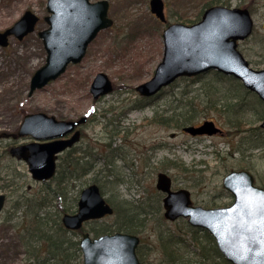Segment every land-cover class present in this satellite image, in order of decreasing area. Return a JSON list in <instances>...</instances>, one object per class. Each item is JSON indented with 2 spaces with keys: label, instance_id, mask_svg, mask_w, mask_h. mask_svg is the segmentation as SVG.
I'll use <instances>...</instances> for the list:
<instances>
[{
  "label": "rangeland",
  "instance_id": "1",
  "mask_svg": "<svg viewBox=\"0 0 264 264\" xmlns=\"http://www.w3.org/2000/svg\"><path fill=\"white\" fill-rule=\"evenodd\" d=\"M108 1L109 15L114 19L111 28L101 30L81 62L70 64L60 77L28 96L30 75L46 57L36 33L47 27L42 20L48 13L46 1L0 0V31L10 27L26 9L39 16L34 32L22 40L12 36L6 47L0 46V132L7 135L0 136V194L7 196L0 213V264H28L18 244L16 227L3 220L8 211H14V202L20 199L19 196H39L46 187L32 180L26 164L9 156L5 148L13 140L11 134L16 133L22 120V110L24 113L41 111L71 120L83 117L90 110L96 111L84 125L81 143H87L95 155L110 158L111 163L100 158L96 160L86 176L77 179L74 186L70 185L66 202L74 206L73 198L79 190L96 177L103 185L104 199L112 207L119 199H125L136 204V209H145L146 215L137 232L133 233L141 241L137 249L140 263L166 264L168 249L176 258L175 264H186L189 259L196 261L200 252L213 257V260L209 259L211 264H225L221 256L214 255L213 249L209 252L212 246L209 239H203L205 231L194 235L185 228L188 225L186 219L169 221L163 217L162 193L155 188L156 174L165 171L172 178V186L186 188L192 203L201 207L226 206L232 201V196L221 185L225 173L231 170L247 169L253 174L254 183L264 188V132L260 128L264 107L254 95L245 93L243 87L241 91L237 80L217 78L213 71L195 78L197 81L178 78L164 88L156 100L143 103L134 87L146 82L161 60V32L165 24L196 22L197 14L205 6L196 0L185 1L184 7L176 0H162L167 18L162 24L150 13L149 0ZM124 2H127L126 6ZM226 3L251 14L253 30L249 38L238 43V49L249 66L262 69L264 0H226ZM126 14L130 18L124 17ZM99 72L107 74L113 83V91L102 99L93 100L88 89ZM192 98L196 105L193 103L195 112L190 114L196 117L195 122L213 121L222 131L220 135L190 136L181 130L182 126L175 128L152 121L153 117H167L173 111L189 108ZM137 103L144 105L136 106ZM224 104L228 105L221 107L222 112L217 110ZM58 168L62 169L63 164ZM4 183L13 185L2 187ZM48 210L53 218L54 214L57 216L56 209ZM13 215L14 221L22 217L18 210ZM114 219L115 214L103 217L97 223L85 225L84 230L88 232L91 227L110 225ZM72 235L68 232L71 241H78L81 236ZM167 236H171L174 243ZM195 236L202 240L200 245L204 251L195 248ZM68 253L77 252L70 250ZM81 263L79 252L72 264Z\"/></svg>",
  "mask_w": 264,
  "mask_h": 264
},
{
  "label": "water",
  "instance_id": "2",
  "mask_svg": "<svg viewBox=\"0 0 264 264\" xmlns=\"http://www.w3.org/2000/svg\"><path fill=\"white\" fill-rule=\"evenodd\" d=\"M149 7L151 13L164 22L162 1L150 0ZM107 8L105 0H46L48 14L43 20L47 27L37 31L46 57L31 74L28 96L58 78L70 62L81 61L91 40L113 22L107 17ZM37 19L33 12L25 10L13 25L0 31V45L6 47L10 36L20 40L32 32ZM252 26L246 9L221 5L206 8L202 18L194 24L175 22L167 25L161 35L162 60L153 75L136 85L134 90L141 96H152L178 77L197 76L213 69L238 79L264 103V67L259 70L251 68L237 50V40L249 37ZM90 84L89 92L94 99L112 91V83L105 73H97ZM82 120L57 121L43 112L26 114L17 135L29 136L36 141L12 146L9 153L26 163L32 179L39 182L49 180L55 173L56 153L71 145L77 139V133L70 140L52 138L72 131L73 126ZM260 127L264 129V120ZM182 131L190 135L221 132L213 121L208 120L197 126H185ZM42 140L46 141L38 143ZM157 177L156 188L165 193L162 202L166 219L187 218L190 226L206 229L224 259L232 264H264V222L260 207L264 189L254 185L250 173L246 170L226 173L221 185L233 196V201L226 207L215 208L192 205L187 189L182 187L171 191V179L161 172ZM249 197L253 198L251 209L246 207ZM4 201L5 195L0 194V212ZM112 213L98 186L92 183L81 190L76 212L63 214L61 223L65 229L77 231L84 222ZM138 241L137 236L123 232L97 238L83 233L79 241L82 264H140L135 252Z\"/></svg>",
  "mask_w": 264,
  "mask_h": 264
},
{
  "label": "trees",
  "instance_id": "3",
  "mask_svg": "<svg viewBox=\"0 0 264 264\" xmlns=\"http://www.w3.org/2000/svg\"><path fill=\"white\" fill-rule=\"evenodd\" d=\"M185 1L187 0H176V3L179 4L181 7H184ZM196 1H202V4H204L205 7L217 3L228 5L226 3V0H196ZM204 8H202L199 11L196 18H199L200 13L204 10ZM127 18H130V16H128ZM215 75L217 76V78H224L230 81L234 80V78L232 77L228 78L221 74L219 75L216 73ZM192 81H197V80L193 79ZM238 88L241 91L243 89L239 84H238ZM244 92L250 94L248 91L244 90ZM190 100H191V105L189 108H186L185 110L179 112L173 111V113L171 115H168L167 117L164 116L158 118L153 117L152 121L156 123L159 122L163 125H168L175 128H180L181 126L195 123L197 119L194 116V114H190V113L191 111L195 112L193 110V107L194 104L196 105V103L194 101V98ZM137 105L140 104L137 103ZM203 105H205V103ZM227 105L228 104H224L220 106L217 110L222 112L221 107L224 108ZM207 107L211 108V105H208ZM213 108H216V106L213 105ZM24 112L25 111L23 110L21 111V113ZM90 155H91L90 153H86L85 156H90ZM85 156L84 155L76 156L74 153L72 157L65 158L64 161L60 163L63 164V168L62 169L58 168L57 174L54 176V178H52V180L48 182H45L42 185V186H46L42 191L43 193L42 195L28 197L25 194H23L22 196H19L20 199L14 202L15 204L14 211L13 212L8 211V216L4 218L3 220L4 223H11L12 226L16 227L18 244L19 247L22 248L24 254L26 255L25 262H28V264H72L74 257L78 255V253L80 252L78 241L75 240L71 241L68 238L69 237L68 232H71V234L73 235H76V233L73 231H68V230L66 231L63 228L62 224L60 223L59 216L66 211H70L71 209L76 208V202H75L76 197L73 198L74 206L68 205L66 200L68 197V193L71 190L70 185L74 186V182L77 179L84 177L86 173L90 171L91 166L88 164L87 159H83V157ZM79 157H82V159H79ZM104 176L107 178L109 176V173H107ZM110 181H114V180L110 179ZM51 182L54 184L53 186L51 185L52 184ZM12 185L13 183L12 184L4 183L2 187L9 188L12 187ZM102 187L103 185H100V188ZM114 205H116L113 207L114 208L113 211L115 214L114 223L99 228L91 227L89 232L93 233L94 236L99 235V233H110L114 231H118V232L123 231L129 233L137 232V227L141 225L140 221L146 215L145 209L142 208L141 210H138L136 209L138 207L136 204H133V202L131 201L129 202L128 200L125 199H119V202H116ZM50 208L57 210V211L55 210L57 213L56 217L55 214H54V218L49 214L50 211L48 209ZM17 210L20 211L22 217L20 220L14 221L13 214ZM97 222H98L97 220H92L88 224L97 223ZM185 228L194 235L196 232L197 233L200 232L199 229L197 228L193 229L189 225H185ZM167 238L172 243H174L171 236H167ZM193 239H194V243H196L195 248L197 250L204 251V249L200 245L202 244V240L198 239L197 236H195V238ZM203 239H207V240L209 239L211 241V242L209 241V243L211 244L212 247L209 248L210 249L209 252L211 253V249H213L214 255L220 257L221 255L219 254L218 249L215 248L212 238L208 235L206 231ZM182 241L183 240H179V242ZM188 245L189 246L192 245L190 240ZM164 249L166 248L164 247ZM70 250H73L77 253L75 254L68 253ZM166 251H168L167 258L172 259L173 260L172 263H175L176 258L172 255V252L169 251L168 249H166ZM209 259L213 260V257L207 255V253L205 254L204 252H200V256L198 260L194 261L189 259L188 262H186V264H211ZM224 263L229 264L226 262ZM218 264L221 263L219 262Z\"/></svg>",
  "mask_w": 264,
  "mask_h": 264
},
{
  "label": "flooded vegetation",
  "instance_id": "4",
  "mask_svg": "<svg viewBox=\"0 0 264 264\" xmlns=\"http://www.w3.org/2000/svg\"><path fill=\"white\" fill-rule=\"evenodd\" d=\"M105 1L108 4V8H109L108 15H109V13H110V2L108 0H105ZM149 1H148V3H149ZM117 2H118V0H117ZM123 5L125 6V3H123ZM163 6H164V2H163ZM118 8H119V11H120L121 8L120 7H118ZM164 15H165V13H164ZM126 16H127V14L124 15V17H126ZM158 96H159V94H157L154 97H146V98H139V99L141 101H143L144 103H147V102L156 100ZM57 119H60V120H62V119H64V120H71L69 118H58V117H57ZM89 119H91V118H89ZM87 122H88V120L85 119V121L83 122V124L76 125L75 126V129L71 133H68V134L63 135L62 137L56 138V139H59V140L69 139L72 136V134H73V132L75 130H77L79 132V139H78V141L74 142V144H72L70 147L65 148L61 153H59L57 155V164L59 162L62 163L64 161V159L67 158V157H72L74 155V153L83 154L85 151H90L91 148H89V146H88L87 143H84V144L81 143V140L83 139V135H84V129L83 128H84V125L87 124ZM4 136H7V135L4 134ZM11 139H13V140H11L12 142L10 141V143H8L5 146V148H6L7 151L10 148V146H14L16 144L21 145V144L31 143V141H33L29 137H20V138H17L14 135H11ZM5 148H3V151H5ZM0 154H1V152H0ZM79 159H82V157H79ZM166 259H167V263L166 264H172V262H173L172 259H168V258H166ZM175 262H177V261H175Z\"/></svg>",
  "mask_w": 264,
  "mask_h": 264
},
{
  "label": "snow or ice",
  "instance_id": "5",
  "mask_svg": "<svg viewBox=\"0 0 264 264\" xmlns=\"http://www.w3.org/2000/svg\"><path fill=\"white\" fill-rule=\"evenodd\" d=\"M252 204H253V198L249 197L247 204H246V207L251 209ZM260 207H261V213H262L261 220H262V222H264V196H262V199L260 201ZM249 214H250V212H249Z\"/></svg>",
  "mask_w": 264,
  "mask_h": 264
},
{
  "label": "bare ground",
  "instance_id": "6",
  "mask_svg": "<svg viewBox=\"0 0 264 264\" xmlns=\"http://www.w3.org/2000/svg\"><path fill=\"white\" fill-rule=\"evenodd\" d=\"M133 234V233H132Z\"/></svg>",
  "mask_w": 264,
  "mask_h": 264
}]
</instances>
